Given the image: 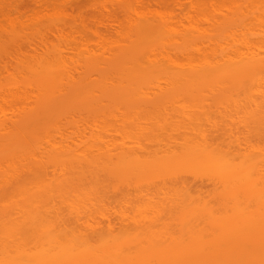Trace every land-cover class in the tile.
Instances as JSON below:
<instances>
[{"label": "bare ground", "instance_id": "6f19581e", "mask_svg": "<svg viewBox=\"0 0 264 264\" xmlns=\"http://www.w3.org/2000/svg\"><path fill=\"white\" fill-rule=\"evenodd\" d=\"M0 264H264V0H0Z\"/></svg>", "mask_w": 264, "mask_h": 264}]
</instances>
